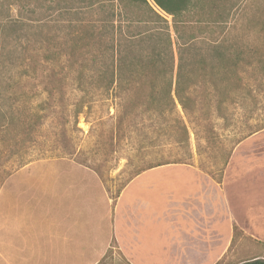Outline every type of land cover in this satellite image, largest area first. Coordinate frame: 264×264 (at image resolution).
Wrapping results in <instances>:
<instances>
[{"label":"rangeland","instance_id":"obj_1","mask_svg":"<svg viewBox=\"0 0 264 264\" xmlns=\"http://www.w3.org/2000/svg\"><path fill=\"white\" fill-rule=\"evenodd\" d=\"M50 13L47 7L34 11L25 6L21 10V29L13 35L0 30V74L5 78L0 81V113L12 111L28 117H45L32 135L17 138L18 143L14 142L13 132L1 135L0 187L4 179H102L112 194L138 168L165 159L187 157L189 150L181 146L180 130L165 117L132 109L128 102H119L112 96H84L71 85H54L56 95L46 99L43 79L20 78L17 69L9 71L12 51L16 50L19 57L38 48L37 33L32 26L38 19H49ZM5 17L0 12V20ZM189 27L190 35L196 38V48L191 54L210 53L206 48L208 41L223 39L244 50L257 47L264 55V0H239L221 26L193 21ZM173 48L176 50L174 36ZM240 77V89L224 97L219 110L218 97H210V93L204 96L200 90L196 92L197 107L193 113L186 115L177 107L190 133L192 157H189V166L162 168L173 171L167 177L172 179H260L254 190L249 185L245 194L249 198L243 200L244 203L260 200L259 205L264 206V67L243 68ZM14 95L16 100L11 98ZM230 153L231 159L224 169ZM144 179H153V176ZM172 179L167 183L168 193L175 185ZM21 192L16 195L17 199L38 198L41 201L34 203L30 210L39 217L46 215L49 210L46 196L33 190ZM210 194L221 206L226 204L227 210L230 208L232 200L228 195L224 199L216 191ZM231 207L235 208V204ZM237 212H241L239 207ZM234 218L230 245L218 263L264 260V232L260 239L254 237V217L248 215L244 224ZM100 264L127 263L113 250Z\"/></svg>","mask_w":264,"mask_h":264},{"label":"trees","instance_id":"obj_2","mask_svg":"<svg viewBox=\"0 0 264 264\" xmlns=\"http://www.w3.org/2000/svg\"><path fill=\"white\" fill-rule=\"evenodd\" d=\"M151 2L170 20L148 0H0V12L6 15L0 20V30L8 35L21 29V10L25 6L34 11L47 7L51 12L49 19H38L32 26L38 48L19 57L16 50L12 51L9 69H17L20 78L43 79L46 99L56 95L54 85H71L84 96H112L119 102H128L132 109L165 117L180 130L181 146L189 150L188 158L150 163L136 169L129 179L160 166L189 165L190 133L177 107L186 115L193 113L196 92L200 90L204 96L210 93V97H218L219 110L223 98L240 89L243 68L264 67V55L257 47L244 50L223 39L208 41L210 53L191 54L196 48V38L189 32L191 22L221 26L239 0ZM11 98L17 99L16 95ZM44 118L1 112L0 142L3 133L13 132L14 142L18 143L17 138L32 135ZM113 248L114 241L106 254ZM238 264H264V260Z\"/></svg>","mask_w":264,"mask_h":264},{"label":"crops","instance_id":"obj_3","mask_svg":"<svg viewBox=\"0 0 264 264\" xmlns=\"http://www.w3.org/2000/svg\"><path fill=\"white\" fill-rule=\"evenodd\" d=\"M166 166L189 165L147 170L112 194L102 179H4L0 264H100L112 241L127 264H219L232 217L244 224L253 216L254 237L263 235L264 206L243 200L260 179H172ZM169 179L175 185L168 193ZM32 190L47 197L45 216L30 210L38 198H16ZM213 191L228 195L235 208L221 206Z\"/></svg>","mask_w":264,"mask_h":264},{"label":"water","instance_id":"obj_4","mask_svg":"<svg viewBox=\"0 0 264 264\" xmlns=\"http://www.w3.org/2000/svg\"><path fill=\"white\" fill-rule=\"evenodd\" d=\"M148 2L151 4V6L154 8V9H156V10H158V11H160L152 2H151V0H148ZM161 12V11H160ZM161 13H163V12H161Z\"/></svg>","mask_w":264,"mask_h":264}]
</instances>
